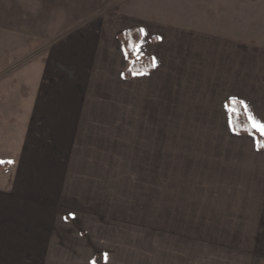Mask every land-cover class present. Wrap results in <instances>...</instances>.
<instances>
[{
    "label": "crops",
    "instance_id": "obj_1",
    "mask_svg": "<svg viewBox=\"0 0 264 264\" xmlns=\"http://www.w3.org/2000/svg\"><path fill=\"white\" fill-rule=\"evenodd\" d=\"M263 5L264 0H0V29L12 20L15 34L29 42L2 75L13 77V69L16 88L1 114L21 117L14 131L32 132L33 149L45 147L40 142L85 147L89 132L155 133L143 136L150 145L137 147L145 154L140 162H181L182 153L194 157L185 162L203 163L212 154L238 165V179L264 188V149L257 148L254 134L233 131L227 105L228 99L239 100L248 119L264 124V50L248 51L255 42L245 38L263 33L257 24L230 30L214 23L261 20ZM132 27L141 32L135 57L149 56L152 69L126 77L119 33ZM169 132L175 133L174 145H167ZM16 142L10 152L17 155L19 172L17 164L30 158ZM172 150L177 155L167 159Z\"/></svg>",
    "mask_w": 264,
    "mask_h": 264
},
{
    "label": "rangeland",
    "instance_id": "obj_2",
    "mask_svg": "<svg viewBox=\"0 0 264 264\" xmlns=\"http://www.w3.org/2000/svg\"><path fill=\"white\" fill-rule=\"evenodd\" d=\"M214 23L257 24L263 34L245 37L255 42L248 51L264 50V18ZM1 24L9 28L0 29V264H264V188L238 179L230 160L210 153L192 163L178 153L181 162L143 163L137 147L153 141L128 131L89 132L81 148L33 149L32 132L14 131L21 117L1 114L16 88L13 69L2 75L29 42L14 21ZM15 139L30 158L19 172Z\"/></svg>",
    "mask_w": 264,
    "mask_h": 264
},
{
    "label": "trees",
    "instance_id": "obj_3",
    "mask_svg": "<svg viewBox=\"0 0 264 264\" xmlns=\"http://www.w3.org/2000/svg\"><path fill=\"white\" fill-rule=\"evenodd\" d=\"M141 32L137 27L119 33L124 49L127 54L128 66L124 70V76L129 77L135 73L148 72L152 69V61L149 56L140 60L135 57V52L129 47L130 44L137 45ZM228 108L230 110L231 126L237 133H251L256 137V146L258 149H264V136L260 135L254 128L246 114L245 108L239 100L228 99ZM250 129V130H245Z\"/></svg>",
    "mask_w": 264,
    "mask_h": 264
},
{
    "label": "snow or ice",
    "instance_id": "obj_4",
    "mask_svg": "<svg viewBox=\"0 0 264 264\" xmlns=\"http://www.w3.org/2000/svg\"><path fill=\"white\" fill-rule=\"evenodd\" d=\"M130 48L133 49V51L135 52L136 50H138V45H129ZM250 122H251V128H255L260 135L264 136V124H260L258 122H256L255 120H253L251 117H249ZM245 130H250V129H245Z\"/></svg>",
    "mask_w": 264,
    "mask_h": 264
}]
</instances>
